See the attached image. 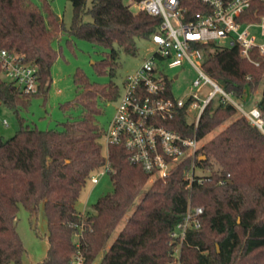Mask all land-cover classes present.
Wrapping results in <instances>:
<instances>
[{
  "label": "trees",
  "instance_id": "trees-1",
  "mask_svg": "<svg viewBox=\"0 0 264 264\" xmlns=\"http://www.w3.org/2000/svg\"><path fill=\"white\" fill-rule=\"evenodd\" d=\"M70 1L73 21L68 29L48 4L41 8L32 0H0V48L36 64L40 78L39 91L25 94L0 76V100L7 106L19 113L33 96L47 98L51 67L60 55L54 40L64 33L70 45L71 37H78L103 48L96 67L110 77L105 83L92 81L79 68L74 77L76 96L60 105L70 112L61 128L40 129L22 118L14 135L0 140V264H23L26 247L16 215L23 205L37 217L42 203L49 230L42 264H76L79 255L83 264H92L102 251L101 264H176L178 242L172 231L190 202L204 212L201 227L186 235L180 264H264V133L233 103L221 99L207 105L196 126L188 120V102L174 119L163 123L201 141L217 130L199 150L206 155L199 164L211 174L203 182L198 177L189 182L192 158H186L166 180L156 179L146 189L149 175L130 161L127 148L110 145L104 156L107 127L100 116L120 97L114 77L121 53L137 54L138 38L150 39L159 32L162 18L134 11L124 0ZM185 3L190 10L202 8L193 4L195 0ZM86 14L90 21L84 19ZM262 15L264 0H253L245 17L257 21ZM198 46L207 54L205 72L227 92L243 98L261 89L256 105L264 115V57L255 52L260 64L251 66L239 45ZM107 163L114 191L99 198L94 212L78 210L76 204L92 174Z\"/></svg>",
  "mask_w": 264,
  "mask_h": 264
},
{
  "label": "built area",
  "instance_id": "built-area-1",
  "mask_svg": "<svg viewBox=\"0 0 264 264\" xmlns=\"http://www.w3.org/2000/svg\"><path fill=\"white\" fill-rule=\"evenodd\" d=\"M186 1L140 0L134 3L138 10L162 18L160 31L151 37L157 50L144 60L135 74L128 75L124 80L115 115L103 138L108 151L109 146L114 144L127 148L131 153L130 161L144 169L150 182L156 179L166 180L175 166L186 158H192V167L187 172L189 182L197 177L203 182L211 174L210 169L205 170L199 164L202 141L198 136H185L163 123L174 119L180 108L188 102V114L199 109L194 121L197 126L207 105L220 94L222 101L233 103L252 125L264 133V115L259 106L245 109L233 100L232 93L227 92L205 72V61L201 66L196 62V58L204 53L198 45L213 43L221 47L239 45L242 56L248 59L251 66H258L260 62L254 58V53L264 57V42H260L251 30L259 27L264 36V15L257 21H250L245 17L253 0H195L193 4L202 7L198 10H190ZM221 40L229 41L224 45L219 44ZM186 61L199 73L193 81L196 90L189 94L188 99L176 98L173 84L179 74L172 78L168 69L181 66ZM0 68L1 78L23 93L35 94L39 91L38 67L23 55L0 48ZM206 86L211 88L204 93ZM4 123L8 124L6 120ZM198 167L201 172L197 171ZM107 171H111L109 163L98 175L91 177V182L98 183L99 175ZM224 182L223 179L220 181ZM203 212L202 206H193L190 202L183 220L172 231V236L178 242L176 264H180L181 247L188 231L201 227ZM75 263L83 264L81 255Z\"/></svg>",
  "mask_w": 264,
  "mask_h": 264
},
{
  "label": "rangeland",
  "instance_id": "rangeland-1",
  "mask_svg": "<svg viewBox=\"0 0 264 264\" xmlns=\"http://www.w3.org/2000/svg\"><path fill=\"white\" fill-rule=\"evenodd\" d=\"M32 1L41 8L44 4H48L56 14V17H60L64 26L68 29L71 27L73 21V5L70 0ZM124 1L131 4V8L134 11L138 10L132 0ZM84 19L90 21L92 17L90 14H86ZM251 32H254L257 35L260 42H264L261 28H252ZM71 38L72 45L68 43V35L65 33L62 34L60 38L54 40V46L60 52V55L51 67L53 81L50 85L47 98L44 95L33 96L29 107L21 108L19 113L15 108L7 106L0 100V140H6L13 136L20 128V121L22 118L25 119L26 123L29 125L36 126L40 129L61 128V123L69 118L70 112L62 110L60 105L74 99L76 96L77 87L74 77L79 68L85 71L92 81L105 83L110 80L108 75L100 74L96 67V64L103 58V48L93 45L85 39L78 37ZM228 41L229 40H221L219 44L227 45ZM137 44V54L132 55L121 53L120 66L114 77V81L120 85L121 91L126 77L135 74L143 64L144 60L151 57L157 50V45L151 38H138ZM206 58L207 54L204 51L201 57L196 58L197 64L201 66ZM168 73L172 78L176 74H179V78L175 80L173 84L175 97L188 99L189 94L196 90V88L193 87V81L199 76L197 69L191 63L186 61L181 66L168 69ZM210 88V86H206L203 89L204 93ZM260 97L261 89L256 93H248L243 98L232 96L233 100L243 105L245 109L251 108ZM220 98L221 95L218 94L215 97V100L219 101ZM116 107L117 100L106 105L100 116V122L103 127H108L110 121L115 115ZM198 110L199 109H196L189 113L188 120L190 122L195 121V116L198 114ZM4 120H6L8 124H5ZM223 127H225V125L222 126V128ZM216 133L217 130L209 134L202 140V144ZM102 144L104 156L107 158L108 147L104 140L102 141ZM200 153L202 156H206L202 152ZM101 169L95 171L92 176L98 175ZM197 171L201 172V168L198 167ZM149 183L151 182H148L146 189L149 187ZM113 191L114 185L111 175L107 171L105 174L99 175L98 183L95 184L92 183L91 180L88 181L76 207L82 212H94L95 203L99 198L108 193H112ZM123 223L124 221H122L113 232L108 241V245H110L116 238ZM16 225L26 247V252L23 255V264H42L49 249L48 219L45 213L44 204H41L37 217H31L29 211L21 205L16 215ZM103 253L104 252L102 251L92 264H101Z\"/></svg>",
  "mask_w": 264,
  "mask_h": 264
},
{
  "label": "water",
  "instance_id": "water-1",
  "mask_svg": "<svg viewBox=\"0 0 264 264\" xmlns=\"http://www.w3.org/2000/svg\"><path fill=\"white\" fill-rule=\"evenodd\" d=\"M57 18L60 19L59 16H57ZM205 159H206V156H201V157H200V160H205Z\"/></svg>",
  "mask_w": 264,
  "mask_h": 264
},
{
  "label": "crops",
  "instance_id": "crops-1",
  "mask_svg": "<svg viewBox=\"0 0 264 264\" xmlns=\"http://www.w3.org/2000/svg\"><path fill=\"white\" fill-rule=\"evenodd\" d=\"M254 105H256V103H255ZM254 105H253V106H254Z\"/></svg>",
  "mask_w": 264,
  "mask_h": 264
}]
</instances>
